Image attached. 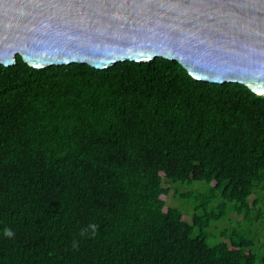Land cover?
<instances>
[{
	"label": "trees",
	"instance_id": "trees-1",
	"mask_svg": "<svg viewBox=\"0 0 264 264\" xmlns=\"http://www.w3.org/2000/svg\"><path fill=\"white\" fill-rule=\"evenodd\" d=\"M16 59L0 65V264H264V96L159 57Z\"/></svg>",
	"mask_w": 264,
	"mask_h": 264
},
{
	"label": "water",
	"instance_id": "water-1",
	"mask_svg": "<svg viewBox=\"0 0 264 264\" xmlns=\"http://www.w3.org/2000/svg\"><path fill=\"white\" fill-rule=\"evenodd\" d=\"M163 58L195 80L264 96V0H0V65Z\"/></svg>",
	"mask_w": 264,
	"mask_h": 264
},
{
	"label": "rangeland",
	"instance_id": "rangeland-1",
	"mask_svg": "<svg viewBox=\"0 0 264 264\" xmlns=\"http://www.w3.org/2000/svg\"><path fill=\"white\" fill-rule=\"evenodd\" d=\"M198 185V184H196ZM165 187H168L167 184H164ZM188 188L190 189V186H188ZM181 188L179 186H172L170 191H169V194L167 195V205L168 206H171V207H176V206H179L180 207V203H179V200L177 199V197H175V191L176 190H180ZM234 218V220L238 221L240 220V218H237L236 216H232ZM188 221H190L191 219V212L189 214H187V217Z\"/></svg>",
	"mask_w": 264,
	"mask_h": 264
}]
</instances>
